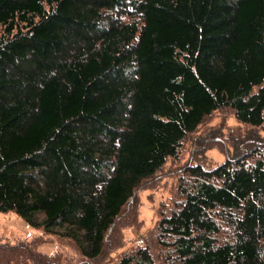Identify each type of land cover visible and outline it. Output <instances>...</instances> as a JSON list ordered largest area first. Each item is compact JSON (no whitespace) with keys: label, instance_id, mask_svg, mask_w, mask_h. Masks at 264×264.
Returning a JSON list of instances; mask_svg holds the SVG:
<instances>
[{"label":"trees","instance_id":"trees-1","mask_svg":"<svg viewBox=\"0 0 264 264\" xmlns=\"http://www.w3.org/2000/svg\"><path fill=\"white\" fill-rule=\"evenodd\" d=\"M221 111L247 136L219 164L191 155L112 255ZM263 129L264 0H0V213L42 230L0 242V264H264Z\"/></svg>","mask_w":264,"mask_h":264},{"label":"rangeland","instance_id":"rangeland-1","mask_svg":"<svg viewBox=\"0 0 264 264\" xmlns=\"http://www.w3.org/2000/svg\"><path fill=\"white\" fill-rule=\"evenodd\" d=\"M249 131L250 129L240 125L229 111L214 113L206 119L199 129L183 144L177 161H168L163 171L159 173L157 178L153 181L151 188L138 193L140 204L139 226L137 229L132 228L124 230V243L122 247L112 253V255L142 244L143 239L140 238V235H143L154 225L156 220V209L161 202L168 205V199L172 196L177 183L176 179L178 173H176V169L180 166L182 167L188 162H191V155L205 154L206 156L212 158L216 164H219L224 159L223 152H232V145L234 143L235 145L238 144L240 139L243 140ZM201 135H205L206 138H210L211 135H216L217 140H214L212 144H210L218 146L220 152L222 153L215 148L205 150L200 148L201 144L198 142L199 138H197V136ZM219 139H222V142H220ZM204 144L208 147L209 142H205ZM41 232L42 230L39 228H32L28 226L14 213H0V242L15 243L19 240L39 236L41 235ZM38 250L47 254L60 252L62 253V256L65 255L74 259L71 251L66 248H62L56 242L43 243L38 247Z\"/></svg>","mask_w":264,"mask_h":264}]
</instances>
